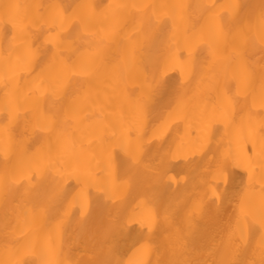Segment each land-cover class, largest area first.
I'll return each mask as SVG.
<instances>
[{"label":"bare ground","instance_id":"6f19581e","mask_svg":"<svg viewBox=\"0 0 264 264\" xmlns=\"http://www.w3.org/2000/svg\"><path fill=\"white\" fill-rule=\"evenodd\" d=\"M9 4L30 6L21 11L31 16L47 5L72 13L81 4L95 6L87 11L100 20L115 15L119 30L106 49L115 74L102 82L73 71L71 65L95 52L92 37L83 32L79 53L71 46L62 49L67 64L58 61L46 69L41 58L17 63L11 25L4 27ZM121 4L181 7H114ZM262 17L264 0H0V264L45 259L96 264L109 251L121 264L220 258L208 250L226 247L227 222L235 226L233 205L225 204L218 216L214 207L201 215L189 201L169 221L165 211L188 194L199 198L202 175L235 190L251 171L248 198L256 207L264 199ZM193 34L199 38L195 43L189 40ZM209 44L218 51L215 60ZM125 53L134 55L125 59ZM245 75L249 86L238 88L234 77L242 81ZM43 79L67 94L56 99L46 87L37 90ZM6 91L15 94L18 106L6 108ZM52 104L61 109L59 132L42 130ZM140 147L146 163L167 157L166 175L156 179L127 171L126 150ZM225 155L231 157L228 169L214 177L210 173ZM6 176L15 181L8 190ZM92 232L99 234L96 239ZM177 237L187 242L183 252L173 247ZM33 239L34 245L26 244ZM259 239L257 230L237 258L259 264Z\"/></svg>","mask_w":264,"mask_h":264},{"label":"snow or ice","instance_id":"6c2138e0","mask_svg":"<svg viewBox=\"0 0 264 264\" xmlns=\"http://www.w3.org/2000/svg\"><path fill=\"white\" fill-rule=\"evenodd\" d=\"M30 6L22 5H4V27L7 28L11 25L12 28V38L10 42V48L12 51L16 52V62L17 63H31L37 58L44 59L46 61L45 68L54 66L58 61L60 63L67 64V61L63 57L62 49L65 46H71L74 52L79 53L80 48L77 45V38L81 32L92 37V46L95 48L94 54H92L86 61H80L77 64L71 65L73 71H79L87 74L90 77H95L100 79L102 82H106V78L109 75H113L116 72L115 68H110V60L106 55V49L110 46L111 40L114 38L115 34L119 30V22L115 15L111 20L105 17L104 20H100L99 14L87 11L88 9H94L95 6L81 4L76 6V10L72 13H68L63 9L61 5H47L45 7L46 11L40 13L36 16L29 15L26 11H21V9H26ZM112 7V6H110ZM116 9H135L140 11L145 8H170L175 9L181 7L178 5H127L121 4L114 6ZM209 7V6H206ZM16 9V12L10 13V9ZM261 24L264 26V17L261 18ZM99 25V28H97ZM7 35V33H5ZM222 33L218 34V38L222 37ZM43 36V44H38L37 41ZM199 38L193 34L189 40L195 43ZM200 42H203L202 40ZM261 43L264 44V35L261 36ZM50 46V47H49ZM209 55L215 60L218 57V51L216 47L209 44ZM49 53L51 55L49 56ZM125 59L134 53H125ZM12 68L9 65L8 71ZM262 71H264V66H262ZM237 79V86L240 87L241 83L245 87L250 84V75H245L241 81ZM41 87H46L47 92L56 99L61 96L66 95V90H61L57 85L50 79H43L41 84L37 86V90ZM150 87L155 90L157 85H150ZM5 88L8 89V83L5 82ZM254 95L253 93H249ZM259 96L261 102L264 103V82L261 84L259 91ZM6 108H11L13 106H18V100L15 94L11 91L5 92ZM51 115L47 119L46 127L42 130L45 131H60L57 128V118L60 115L61 109L57 105L52 104L50 106ZM69 118V112L64 111L65 121ZM11 123V120H10ZM129 143H131L129 141ZM126 166L127 171L131 174H142L147 172L150 174L149 178L159 179L163 175H166V168L168 165V160L166 156H161L154 163H146L142 147L132 149L128 148L126 150ZM260 164L262 170H264V145H262L260 153ZM230 156L225 155L222 159L218 160L215 169L210 174L214 177L222 175L228 169ZM20 163H23V157H21ZM234 166H239L234 165ZM264 181V176L261 177ZM253 173L249 171L248 182H241V186L235 190H229L227 187L220 188L218 184H212L206 177L202 175L200 177V184L204 186L203 193L199 198L194 199L191 194L182 197L176 202L175 207L170 206L169 209L165 211V221L170 220V216L179 210L181 206L187 205L189 201L192 202V207L198 211L201 215L205 214L211 208H215L217 216L220 209L225 204H231L235 209V226H233L232 221L227 222L225 232L227 235V244L223 251L213 245L212 248L208 250L209 256H217L219 253L220 258L218 259H189L186 256L184 258H174L167 262V264H256V261H243L237 257L247 251L248 244L258 230L260 232L259 239V264H264V199L261 200L259 207L254 206L248 198V191L252 186ZM15 181H10L9 178L5 177L4 187L6 190L10 189ZM30 189H25L27 193ZM261 191L264 192V186H262ZM52 198H48L51 200ZM50 207H41L40 211L47 212ZM143 224V222H141ZM153 223H155V217L153 218ZM83 228L87 229L86 225H82ZM152 230V224H149V231ZM189 231H191V214L189 216ZM99 234L97 232H92L91 236L96 239ZM37 242L36 239L26 241L29 246L34 245ZM103 241L101 240V245ZM179 247L181 252L187 249V242L182 237H177L173 242L174 249ZM58 255V253H57ZM18 264H28L27 261L18 262ZM42 264H64L63 261L59 259H45ZM96 264H121L118 259H113L111 257L110 251L105 254V258L96 261Z\"/></svg>","mask_w":264,"mask_h":264}]
</instances>
